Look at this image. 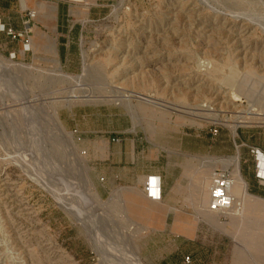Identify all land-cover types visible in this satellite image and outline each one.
I'll return each mask as SVG.
<instances>
[{
    "label": "rangeland",
    "instance_id": "1",
    "mask_svg": "<svg viewBox=\"0 0 264 264\" xmlns=\"http://www.w3.org/2000/svg\"><path fill=\"white\" fill-rule=\"evenodd\" d=\"M59 4L79 24L67 50ZM71 110L264 150V0H0V264H159L163 239L97 192L89 140L60 119ZM240 165L253 182V162ZM197 224L219 263L243 247L239 264L264 262L246 223L234 237Z\"/></svg>",
    "mask_w": 264,
    "mask_h": 264
},
{
    "label": "crops",
    "instance_id": "2",
    "mask_svg": "<svg viewBox=\"0 0 264 264\" xmlns=\"http://www.w3.org/2000/svg\"><path fill=\"white\" fill-rule=\"evenodd\" d=\"M89 6L90 12L94 5ZM73 8L58 5V40L66 50L74 29L79 26L70 18ZM91 15L90 12L89 17ZM60 119L64 126L76 129L89 140L94 162L90 174L100 197L123 203L137 232L159 235L163 239L159 264H222L218 262L220 253L213 252L208 241L203 238L198 241L196 237L208 230L197 224L201 218L232 237L234 230L241 227L239 224L246 223L249 234L254 237L252 257H264V241L257 242L262 245L259 254L256 251L257 236L264 239V226H258L256 219L258 214L264 215V182L256 177V162L251 152L255 148L264 155V150L248 144L249 140L243 137H240L242 144L238 145L235 140L227 141L224 135L210 138L208 132L167 124L154 131L140 129L129 115L119 110L106 114L96 110L88 113L71 110L61 114ZM236 157L239 165L241 160L253 162L254 179L250 181L241 172L240 165L246 195L240 185L233 192L243 200L244 214L241 218L231 217V223L227 224L218 215L206 211L209 179L211 172L220 167L232 168L235 173ZM230 159L229 164L221 162ZM146 180L154 187L150 195L144 191ZM116 192L119 196H115ZM243 248L244 256L249 258L248 248ZM241 250L234 255L238 264ZM187 257H190L189 262Z\"/></svg>",
    "mask_w": 264,
    "mask_h": 264
},
{
    "label": "built area",
    "instance_id": "3",
    "mask_svg": "<svg viewBox=\"0 0 264 264\" xmlns=\"http://www.w3.org/2000/svg\"><path fill=\"white\" fill-rule=\"evenodd\" d=\"M218 129L212 130L213 136H217ZM252 154L254 155L256 162V177L264 182V175H260L263 164L261 163V154L258 149L253 148ZM209 199L206 207V211L215 215L221 216L226 219L231 212H234L235 207H240L237 202V197L234 195L233 188L235 185V176L232 173V168H216L210 174L209 179ZM144 191L148 195L152 194L154 187L149 180H146L144 185ZM190 257L186 258L189 262Z\"/></svg>",
    "mask_w": 264,
    "mask_h": 264
},
{
    "label": "bare ground",
    "instance_id": "4",
    "mask_svg": "<svg viewBox=\"0 0 264 264\" xmlns=\"http://www.w3.org/2000/svg\"><path fill=\"white\" fill-rule=\"evenodd\" d=\"M24 67V66H23ZM25 68V67H24ZM151 102V101H150ZM238 126V125H237ZM236 132V131H235ZM261 154V153H260ZM261 160H262V164H263V167H262V170L260 171V175H264V155L261 154ZM234 167H235V173L233 175H235V185H234V188L237 186V185H240V186H243V189H244V193L246 192V184H245V181L242 179L241 175H240V165H239V159L238 157H236L234 159ZM233 173V171H232ZM233 188V189H234ZM246 195V193H245ZM59 201V200H58ZM60 203L62 201H59ZM237 202L239 203L240 207H235L234 209V212H231L228 217L226 219H230L231 217H240L243 215V209H244V203H243V200H241L240 198H237ZM63 203V202H62ZM65 204V203H64ZM64 204H63V207H64ZM67 206V205H65ZM65 208V207H64ZM219 216V215H218ZM221 218V216H219ZM223 222V221H222ZM225 223V222H224ZM135 263L136 264H141L140 261L138 260L137 257H135Z\"/></svg>",
    "mask_w": 264,
    "mask_h": 264
}]
</instances>
